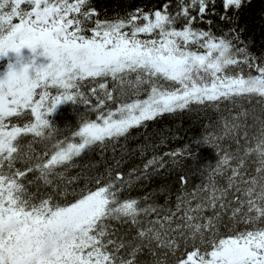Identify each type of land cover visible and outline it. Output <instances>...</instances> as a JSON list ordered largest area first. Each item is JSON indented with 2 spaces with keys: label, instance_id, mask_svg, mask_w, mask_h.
Segmentation results:
<instances>
[{
  "label": "snow or ice",
  "instance_id": "6c2138e0",
  "mask_svg": "<svg viewBox=\"0 0 264 264\" xmlns=\"http://www.w3.org/2000/svg\"><path fill=\"white\" fill-rule=\"evenodd\" d=\"M90 2L0 0V59L25 48L38 53L30 72L21 74L13 70L18 62L9 63L0 76V264H138L144 249L153 264H168L169 254L173 264H264V120L254 146L242 155L239 147L242 127L248 139L247 125L240 121L249 113L241 101L264 105V63L241 46L244 41L234 29L229 38L228 32L217 36L193 27L197 17L190 10L203 19L215 0H178L176 14L168 13L165 3L154 12L137 9L113 20L99 19ZM221 3L220 19L227 20V12L239 10L243 0ZM180 18L186 23L177 28ZM41 57L50 62L38 63ZM86 85H92L87 93ZM68 102L82 105L85 118L61 137L50 116ZM223 103L241 110L231 122L223 118V133L214 139L236 137L237 150H223L214 167H207L205 182L177 196L175 211L141 207L137 198L121 200L120 193L132 186V172L126 179L111 168L69 192L80 176L67 174L87 152L114 150L131 129L165 114L190 110L193 104L218 110ZM37 143L43 151H36ZM185 151L153 156L143 166L144 175L149 168L165 167L164 156L178 163ZM253 156L256 167L248 175ZM29 173H36L35 180H27ZM225 175L226 186H221L217 178ZM36 181L52 192L37 198L29 191ZM180 183L186 188L187 177L181 176ZM206 211L213 214L205 216ZM229 212L232 234L222 236L220 225ZM178 213L182 223L173 226ZM112 221L130 224L136 235L116 237ZM240 224L246 227L238 231Z\"/></svg>",
  "mask_w": 264,
  "mask_h": 264
},
{
  "label": "trees",
  "instance_id": "16d2710c",
  "mask_svg": "<svg viewBox=\"0 0 264 264\" xmlns=\"http://www.w3.org/2000/svg\"><path fill=\"white\" fill-rule=\"evenodd\" d=\"M187 4L188 0H184ZM167 3L169 8L168 13L176 14L180 11L178 0H91L89 7L94 8L99 13L101 20H113L118 17H126L127 14L142 9L144 12H154L157 9H162V6ZM26 9L27 5H22ZM214 13V14H213ZM192 16L197 19L193 23V27L203 30H211L215 35L220 36L225 32L229 33L231 38L232 33L230 30L234 29L239 34L240 39L244 41L241 45L246 47L248 52L256 58L257 62L264 63V0H243L242 6L239 10H229L227 16L229 19L221 20L220 16L224 14L221 0H215V6L210 2L208 10L203 16L199 17L196 11H191ZM97 17H93V20ZM211 20L209 25L207 21ZM15 22V21H14ZM186 21L183 18L178 19L176 27H182ZM91 23L87 27L91 28ZM145 38V37H141ZM10 53V52H9ZM9 63H13L11 58L0 59V76L4 75L7 71ZM233 72L236 69H232ZM249 70L244 68V75H248ZM253 74H255L253 72ZM92 85H86L83 88L84 92H88ZM166 87L170 85H165ZM112 84L109 83V88ZM141 98H144L143 96ZM95 103V100H92ZM242 106L249 113L246 120H241L242 125H247L248 139L245 141L243 132L245 128H241V135L239 137L240 154L249 144H255V137L260 133V120H264V105L258 104L255 99L249 103L248 101H241ZM112 108L116 105L112 104ZM241 109L229 103L220 104L219 109L210 105H191L190 110L183 112H176L175 114H165L155 121L147 122L146 127L133 128L127 134L126 138H121L119 143L114 147L109 146L106 151L95 148L93 151L87 152L81 157L76 159L78 167L72 168L68 172V176H80V179L69 186V192L73 188H80L84 186L87 177L106 174V170L111 168L113 175L116 172L123 173L125 178L132 172V186L130 189H125L120 193L121 200L126 198L140 199V206L145 207L148 204L162 206L165 210L171 208L175 211L177 203V196L182 191L191 193L196 186L205 182L208 169L218 162V159L224 154L223 150H230L235 153L237 150L236 137L229 136L222 140L214 139L215 136H220L223 133V118H227L231 122V116ZM255 117V119H254ZM84 108L82 105H74L71 102L60 105L57 110L50 116V120L59 127V135L62 137L67 135L70 130H74L79 121L83 120ZM91 118H95L92 114ZM19 119L22 124L24 119ZM205 138L208 143H205ZM26 142V141H25ZM37 152L43 151V146L39 143L34 145ZM186 151L182 157H177L178 163H173L171 158L164 156L165 167L160 168L158 171L154 168H149L147 175H144L143 166L153 156H162L166 152H173L175 150L185 149ZM217 149H220L218 151ZM255 157H251L246 165L248 175L254 174L256 167L253 162ZM116 161H120L119 167H116ZM235 163V161H233ZM23 168V165H17ZM135 169V172L133 170ZM202 175L204 180H202ZM227 175V174H226ZM225 178H217L221 186H226ZM187 177L186 188L182 189L180 177ZM36 173H29L27 180H35ZM141 177L140 179H136ZM60 183V181H56ZM106 182V181H105ZM90 187H95L91 184ZM39 189V190H37ZM29 191L36 193L37 198L51 193L52 188L44 187L42 182L36 181L35 184L29 185ZM147 196L148 199L143 198ZM60 199L59 196L56 197ZM232 194L229 193L228 199L231 200ZM68 200L73 197L69 195ZM188 199V197H185ZM63 202V200H61ZM196 201H193V206ZM235 207V205H233ZM166 214L161 212L160 215ZM211 211H206L205 216H211ZM156 214H153L152 219ZM174 221L182 223L179 216ZM229 213L223 217L220 225V234L226 236L232 234L228 231L231 221L228 219ZM141 219H144L141 217ZM113 229L116 231V237H123L125 240H131L137 232L135 227L127 223H120L117 221L111 222ZM246 226L240 224L237 228L238 231L244 230ZM247 227H251L248 225ZM183 245L181 251H183ZM191 251V247L187 249ZM180 252L177 253V256ZM174 258L169 254L168 264H173ZM138 264H153V256L144 249L138 255Z\"/></svg>",
  "mask_w": 264,
  "mask_h": 264
},
{
  "label": "clouds",
  "instance_id": "9594fccd",
  "mask_svg": "<svg viewBox=\"0 0 264 264\" xmlns=\"http://www.w3.org/2000/svg\"><path fill=\"white\" fill-rule=\"evenodd\" d=\"M30 52H31V57H32L31 62L29 61V59H26L24 57L22 50H21V52L16 53V56L18 58L16 63L18 62L17 63L18 66L13 69L14 71H18L19 73L22 74L25 70H28L29 72L32 70V65L36 62V58H37L38 53L32 52V51H30ZM8 53H7V55H8Z\"/></svg>",
  "mask_w": 264,
  "mask_h": 264
},
{
  "label": "rangeland",
  "instance_id": "374dc122",
  "mask_svg": "<svg viewBox=\"0 0 264 264\" xmlns=\"http://www.w3.org/2000/svg\"><path fill=\"white\" fill-rule=\"evenodd\" d=\"M38 51H42V50H38ZM22 52H23L24 57L26 59H30L31 58V52H30L29 49H27V48L22 49ZM6 57L9 58V59L11 58V61H13V63H16V61L18 59L17 56H16V53L15 52H11V51H10V53H8V55ZM39 62H50V60H47L46 58L41 57L40 60L38 61V63Z\"/></svg>",
  "mask_w": 264,
  "mask_h": 264
}]
</instances>
